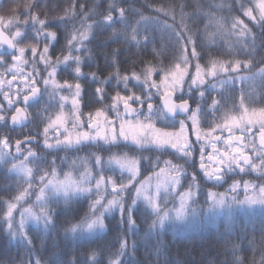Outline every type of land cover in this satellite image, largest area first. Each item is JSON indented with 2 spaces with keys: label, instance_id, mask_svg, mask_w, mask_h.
<instances>
[{
  "label": "snow or ice",
  "instance_id": "obj_1",
  "mask_svg": "<svg viewBox=\"0 0 264 264\" xmlns=\"http://www.w3.org/2000/svg\"><path fill=\"white\" fill-rule=\"evenodd\" d=\"M64 3L0 0V264H264V0Z\"/></svg>",
  "mask_w": 264,
  "mask_h": 264
},
{
  "label": "trees",
  "instance_id": "obj_2",
  "mask_svg": "<svg viewBox=\"0 0 264 264\" xmlns=\"http://www.w3.org/2000/svg\"><path fill=\"white\" fill-rule=\"evenodd\" d=\"M28 0H19V3L23 4V3H27ZM49 4L51 5H55V4H60L61 7L65 6V3H64V0H48ZM98 3H102L103 0H97ZM172 0H133V6L136 7V8H140L141 10H144L146 14H151L150 13V9H148L146 6L147 5H159V4H162V3H171ZM177 2H181V0H177ZM183 2L185 3H193V0H183ZM209 2V0H202V3L205 5H207V3ZM212 2H215V3H220L221 0H212ZM2 3H3V6L5 8H7L9 6V0H2ZM193 9L192 8H188L187 11L188 12H191ZM225 15L227 13H224ZM189 24L192 23V21H188ZM202 26V25H201ZM100 65H101V68L103 69L102 71V74L103 75H107L109 71H111V69H107V68H104L103 67V61L101 60L100 61ZM90 70H94V69H88L86 68L85 71H90ZM124 69L122 68L121 71H123ZM84 83V87H85V90H86V95H85V102L87 103L88 101V96H87V93H90L91 91L94 90V87L95 85H92L90 82H83ZM258 91V89H257ZM85 111H87L88 109L85 108L84 109ZM23 131L27 132L28 129H24ZM19 133V130H17V133H13V137L15 138V136ZM94 151H97L95 148H89V149H86L85 151H81L79 153L80 156H85L87 154V152H94ZM113 152H116V151H129V149L125 148V149H116V148H113L112 149ZM61 156L65 155V153H60ZM70 155V158H71V154ZM105 156H107V153L104 154ZM145 155H148V153H145ZM189 171H191V169H189ZM145 175H147V172H144ZM245 179H253L255 180V177L254 176H251V177H245ZM259 182V181H257ZM220 191H223V189H218ZM15 194V193H13ZM8 197V193H4V192H0V198H4V199H7ZM143 206H141L142 208ZM142 214V213H141ZM257 226H258V221H257ZM222 230V229H221ZM115 235V231H110L109 234L104 237L102 240L99 241V243L101 244H104L108 241H110L112 239V237ZM259 239V234H257V240ZM15 254V249H13V255ZM197 260H199V257L197 256Z\"/></svg>",
  "mask_w": 264,
  "mask_h": 264
}]
</instances>
